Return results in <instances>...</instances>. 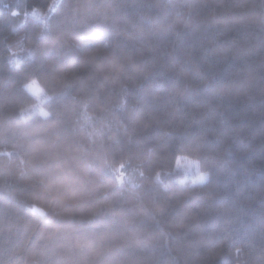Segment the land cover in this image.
Returning <instances> with one entry per match:
<instances>
[{
  "label": "trees",
  "instance_id": "1",
  "mask_svg": "<svg viewBox=\"0 0 264 264\" xmlns=\"http://www.w3.org/2000/svg\"><path fill=\"white\" fill-rule=\"evenodd\" d=\"M0 264H264V0H0Z\"/></svg>",
  "mask_w": 264,
  "mask_h": 264
},
{
  "label": "rangeland",
  "instance_id": "2",
  "mask_svg": "<svg viewBox=\"0 0 264 264\" xmlns=\"http://www.w3.org/2000/svg\"><path fill=\"white\" fill-rule=\"evenodd\" d=\"M30 15L33 17L43 18V15H38V13H36V12H33ZM47 99H46V101H47ZM40 109H41V105H39V110ZM41 113L43 115L47 116V113L44 111V109H43V111H41ZM178 169L183 171L188 177H192L195 180V183L205 182L206 177L200 173L197 164H195L191 161L181 159L178 163Z\"/></svg>",
  "mask_w": 264,
  "mask_h": 264
},
{
  "label": "clouds",
  "instance_id": "3",
  "mask_svg": "<svg viewBox=\"0 0 264 264\" xmlns=\"http://www.w3.org/2000/svg\"><path fill=\"white\" fill-rule=\"evenodd\" d=\"M17 14V13H14ZM26 90L29 91V93L31 95H33L37 101H38V106L42 105L44 102H46L47 97L44 94V90L43 88L39 85V82L37 80H33L31 81L28 85L25 86ZM41 111H43V109H40ZM120 167L122 168L123 165H120Z\"/></svg>",
  "mask_w": 264,
  "mask_h": 264
}]
</instances>
